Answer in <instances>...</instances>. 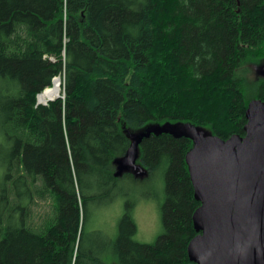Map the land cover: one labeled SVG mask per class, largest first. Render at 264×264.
Instances as JSON below:
<instances>
[{"label": "trees", "instance_id": "trees-1", "mask_svg": "<svg viewBox=\"0 0 264 264\" xmlns=\"http://www.w3.org/2000/svg\"><path fill=\"white\" fill-rule=\"evenodd\" d=\"M55 77L61 97L37 104ZM255 99L264 0H0V264L190 263L194 142L174 126L244 136ZM154 126L137 149L146 176L116 175L129 133ZM158 177L162 232L138 242L125 186ZM120 195L102 241L87 223Z\"/></svg>", "mask_w": 264, "mask_h": 264}, {"label": "water", "instance_id": "water-1", "mask_svg": "<svg viewBox=\"0 0 264 264\" xmlns=\"http://www.w3.org/2000/svg\"><path fill=\"white\" fill-rule=\"evenodd\" d=\"M245 116V135L226 140L181 128L194 142L185 159L200 201L192 215L198 234L188 243V264H264V101H250ZM156 131L129 133L116 175L135 166L138 144Z\"/></svg>", "mask_w": 264, "mask_h": 264}, {"label": "rangeland", "instance_id": "rangeland-1", "mask_svg": "<svg viewBox=\"0 0 264 264\" xmlns=\"http://www.w3.org/2000/svg\"><path fill=\"white\" fill-rule=\"evenodd\" d=\"M37 100L36 96V103H38ZM174 129L181 133V128L174 126ZM159 178H156L155 183L152 184H128L125 186L129 198L133 201L132 215L136 224L134 238L138 242L153 243L162 232L161 205L164 200V192L163 184ZM125 198V196L120 195L115 201L98 204L95 218L87 223V231L101 230L103 232V236L101 234L102 241L105 236L114 238L117 234L118 220L124 211ZM94 236L92 234L91 238H95ZM103 258L109 263L110 259L107 257V253L103 254Z\"/></svg>", "mask_w": 264, "mask_h": 264}, {"label": "bare ground", "instance_id": "bare-ground-1", "mask_svg": "<svg viewBox=\"0 0 264 264\" xmlns=\"http://www.w3.org/2000/svg\"><path fill=\"white\" fill-rule=\"evenodd\" d=\"M60 85L59 84V79L58 78H54L52 80V86L46 90V91H43L41 93H39L37 95V101L39 102H45L51 98H57V96L59 97L60 95ZM61 97V96H60ZM47 104V103H46Z\"/></svg>", "mask_w": 264, "mask_h": 264}, {"label": "flooded vegetation", "instance_id": "flooded-vegetation-1", "mask_svg": "<svg viewBox=\"0 0 264 264\" xmlns=\"http://www.w3.org/2000/svg\"><path fill=\"white\" fill-rule=\"evenodd\" d=\"M131 143V142H130ZM141 143V142H140ZM139 143V144H140ZM139 144H138V146H139ZM138 146H137V149H138ZM138 151V150H137ZM137 159H138V152H137V158H136V161H135V166H133V167H130V168H128L127 170H124V171H129L131 174H132V176L134 175V176H139V175H141L142 177H144V176H146V168H142V166L138 163V161H137ZM116 171H117V168H116ZM123 172V171H122ZM121 172V173H122ZM120 173V174H121ZM115 174H116V172H115ZM120 174H118V175H120Z\"/></svg>", "mask_w": 264, "mask_h": 264}, {"label": "built area", "instance_id": "built-area-1", "mask_svg": "<svg viewBox=\"0 0 264 264\" xmlns=\"http://www.w3.org/2000/svg\"><path fill=\"white\" fill-rule=\"evenodd\" d=\"M58 78V77H57ZM42 104H46L47 103V101H45V102H41Z\"/></svg>", "mask_w": 264, "mask_h": 264}]
</instances>
